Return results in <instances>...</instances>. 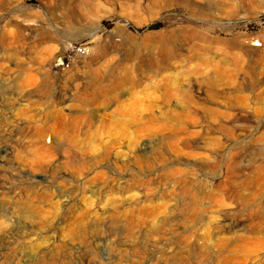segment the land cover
I'll use <instances>...</instances> for the list:
<instances>
[{"label":"rangeland","instance_id":"374dc122","mask_svg":"<svg viewBox=\"0 0 264 264\" xmlns=\"http://www.w3.org/2000/svg\"><path fill=\"white\" fill-rule=\"evenodd\" d=\"M64 1L0 0V264H230L259 221L264 0Z\"/></svg>","mask_w":264,"mask_h":264},{"label":"bare ground","instance_id":"6f19581e","mask_svg":"<svg viewBox=\"0 0 264 264\" xmlns=\"http://www.w3.org/2000/svg\"><path fill=\"white\" fill-rule=\"evenodd\" d=\"M62 1V0H61ZM64 1V0H63ZM70 1V0H69ZM82 1V0H80ZM91 1V0H90ZM60 2V1H59ZM87 2V0H86ZM62 3V2H61ZM65 3V1H64ZM82 3V2H81ZM93 3V2H92ZM70 4V3H69ZM78 4V2L76 3ZM56 6V5H55ZM83 6V5H82ZM89 6V5H88ZM95 6V5H94ZM140 6V4H139ZM58 7V6H57ZM86 7V6H85ZM90 8V7H89ZM87 8V9H89ZM86 9V10H87ZM80 10H81V7H80ZM94 10V9H93ZM55 11V10H54ZM58 11V10H57ZM61 11V10H60ZM71 11V9L69 10ZM66 12V10H65ZM74 12V11H73ZM84 12V11H83ZM92 12V10L90 11ZM95 12V11H94ZM56 13V12H55ZM62 13V12H60ZM54 14V13H53ZM64 14V13H63ZM72 14V13H71ZM76 14V13H75ZM82 15V14H80ZM28 16V15H27ZM60 16V15H59ZM65 16V15H64ZM71 16V15H70ZM69 16V17H70ZM83 16V15H82ZM86 16V15H85ZM88 16H89V13H88ZM94 15H92L93 17ZM79 17V16H78ZM91 17V18H92ZM29 18V17H28ZM61 18V17H60ZM63 18V17H62ZM61 18V19H62ZM67 18V17H65ZM64 18V19H65ZM81 18V17H80ZM83 18H85L83 16ZM90 18V17H89ZM73 19V18H72ZM66 20V19H65ZM69 20V19H68ZM78 20V19H77ZM76 20V21H77ZM64 21V20H63ZM72 21V20H71ZM85 21V20H84ZM66 23V22H65ZM70 25V24H69ZM68 26V25H67ZM162 32V31H161ZM161 32L159 34H161ZM173 32V31H172ZM44 33V32H43ZM173 34V33H171ZM192 34L193 35H198L199 34V31H192ZM46 35V34H45ZM170 35V34H169ZM40 36V35H39ZM167 37V36H166ZM43 38V37H42ZM40 37V41L42 39ZM172 38V37H171ZM44 39V38H43ZM37 40V39H36ZM50 40V38H49ZM48 40V41H49ZM35 41V40H34ZM37 42V41H35ZM34 42V43H35ZM33 43V44H34ZM42 43V42H41ZM43 44V43H42ZM46 44V43H45ZM36 47V46H35ZM42 47V46H41ZM38 50V48H37ZM51 50V49H49ZM39 51V50H38ZM42 53V51H41ZM48 53V52H47ZM197 53V52H196ZM101 54V53H100ZM103 54V53H102ZM166 54V53H165ZM171 54V53H170ZM36 55V54H34ZM163 57H165L163 54H161ZM168 55V54H167ZM200 55V54H199ZM170 56V55H169ZM191 56L194 58H198V55L196 54H191ZM37 57V56H35ZM200 57V56H199ZM202 57V56H201ZM147 59V58H146ZM150 59V58H149ZM202 61L203 62H207V59L205 57H202ZM36 60V59H35ZM208 63V62H207ZM102 74V73H101ZM93 76L96 78V79H101V75H100V72L98 73L97 71H94L93 72ZM177 77H168V80L171 81L172 79H175L176 80ZM119 82L117 84V87H120V88H123L126 84H133L135 83L138 79H135L133 78L130 74L129 75H123L122 77H119ZM260 108V106H259ZM263 108V107H262ZM257 110V109H255ZM261 112V111H260ZM262 113V112H261ZM263 114V113H262ZM80 120V119H79ZM78 120V121H79ZM254 197H256L257 199V202H256V206H257V220H259L256 224H252L249 228L250 230L252 231L251 234H233V238L237 240V242L235 244H233L232 247L230 248H226L227 246L222 244L220 245L221 246V252L222 253H225L224 251L227 250V253L224 254V256L220 259L222 262H226V263H233V264H244V259H242L241 257L239 258L238 257V254L241 252V250H243L244 248V245L242 244V241L243 240H252V239H262L264 240V237L261 236V234L259 233H262V231L264 230V172L262 175H259V181L258 183H256L254 185ZM234 192V191H233ZM252 193V191H251ZM238 196V195H237ZM252 197V196H251ZM247 199V198H246ZM259 232V233H258ZM255 264H264V255L260 256V258L258 259V261L255 263Z\"/></svg>","mask_w":264,"mask_h":264},{"label":"built area","instance_id":"2783aa9c","mask_svg":"<svg viewBox=\"0 0 264 264\" xmlns=\"http://www.w3.org/2000/svg\"><path fill=\"white\" fill-rule=\"evenodd\" d=\"M86 51H87V49L82 45H79L76 47V52L78 54H84V53H86Z\"/></svg>","mask_w":264,"mask_h":264}]
</instances>
